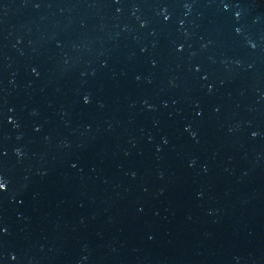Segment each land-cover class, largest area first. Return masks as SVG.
<instances>
[{"label": "water", "instance_id": "1", "mask_svg": "<svg viewBox=\"0 0 264 264\" xmlns=\"http://www.w3.org/2000/svg\"><path fill=\"white\" fill-rule=\"evenodd\" d=\"M0 264H264V0H0Z\"/></svg>", "mask_w": 264, "mask_h": 264}]
</instances>
